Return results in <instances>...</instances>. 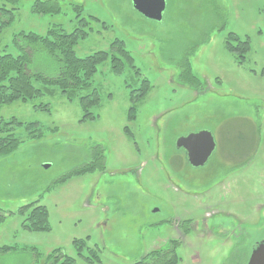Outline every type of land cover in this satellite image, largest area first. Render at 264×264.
<instances>
[{"label": "rangeland", "instance_id": "374dc122", "mask_svg": "<svg viewBox=\"0 0 264 264\" xmlns=\"http://www.w3.org/2000/svg\"><path fill=\"white\" fill-rule=\"evenodd\" d=\"M40 1L0 0L1 55L24 49L30 72L52 78L57 65L32 55L23 35L69 33L83 19L78 57L120 40L134 69L98 66L92 121L82 120L78 98L43 81H33L36 98L0 106V121L23 124L11 126L20 142L0 153V249H11L0 264H62L49 261L58 249L75 264H135L169 241L179 243L176 264H248L264 241V0H165L159 22L131 0H55L57 15L36 13ZM229 35L248 41L242 64L226 49ZM185 61L198 84L178 78ZM143 80L148 92L132 98ZM200 132L216 146L194 168L175 143ZM98 149L104 169L82 174ZM40 207L48 229L25 230ZM76 241L86 246L78 251ZM91 252L96 261L85 260Z\"/></svg>", "mask_w": 264, "mask_h": 264}, {"label": "trees", "instance_id": "16d2710c", "mask_svg": "<svg viewBox=\"0 0 264 264\" xmlns=\"http://www.w3.org/2000/svg\"><path fill=\"white\" fill-rule=\"evenodd\" d=\"M34 7L35 12L38 14L57 15L61 12L60 5L55 0L40 1ZM81 9L80 7L75 9L77 18H79ZM90 18L98 21L94 17ZM84 22L85 20L79 19L81 26L69 33L61 26H54L49 29L44 37H39L36 34L23 35L22 40L26 41L27 45L30 46L28 48L32 52V55L40 50L46 53L50 60L57 65V74L52 78H46L38 72H30L28 58L31 55H28L24 49H22L23 53L18 56L0 54V106L19 101L25 102L36 98L40 95L41 89L36 88L33 85V81H43L44 83L58 87L62 96L67 101L78 98L83 112L82 120H94L96 116L90 110L98 106L100 97L97 90L92 86V78L96 74L98 66L109 60L111 69L116 75L122 74L125 64L130 65L133 69L134 67L133 58L125 50L124 43L120 40L114 41L109 51L96 52L84 58L78 57L74 51V47L81 38L86 36L84 32L86 25H83ZM227 41V51L235 55L238 63L240 62L239 64H242L243 57L249 52L248 41H241L233 35H229ZM185 62V66L180 71L181 73L178 78L189 85L198 84L199 80L192 74L189 62ZM149 87L148 81L143 80L140 84V93L135 94L138 91H132L130 95L132 98H142L148 92ZM83 92L86 93L83 94ZM133 111L131 109L129 110L128 120L135 117ZM12 125L21 126L23 124L16 119H11L5 123L0 121V126H5V129L1 127L0 130V153L13 149L20 142L11 130L13 129L11 128ZM35 125L31 123L27 124L26 130L28 131L29 127ZM101 153L102 151L98 149L91 167L85 168L86 170L82 174L104 169V164L101 162L103 159ZM99 156H101V159H99ZM99 160L101 164H98ZM47 216L45 207L35 208L32 211L31 218L28 220L29 222L22 227L31 232H43L48 229ZM74 244H77L78 251H81L82 247L86 246L84 241L81 243L76 241ZM178 245L179 243L177 241H169L164 248L150 251L135 264H176L178 257L175 250ZM7 250L10 251V247L1 248L0 253H5ZM59 252L61 251L58 249L55 257L54 255L50 256L49 261L54 258L53 261L55 263L61 260L62 264H75L73 258L60 255ZM77 255L79 256L81 253ZM90 257L85 258V260L89 262H92L91 260H97L96 255L92 252L90 253ZM46 261H48V257Z\"/></svg>", "mask_w": 264, "mask_h": 264}, {"label": "water", "instance_id": "95a60500", "mask_svg": "<svg viewBox=\"0 0 264 264\" xmlns=\"http://www.w3.org/2000/svg\"><path fill=\"white\" fill-rule=\"evenodd\" d=\"M131 2L133 9L144 18L155 22L161 21L165 0H131ZM175 146L184 149L190 166L198 168L204 166L211 157L215 142L209 132H200L179 138ZM248 264H264V241L256 245Z\"/></svg>", "mask_w": 264, "mask_h": 264}, {"label": "crops", "instance_id": "0c3cea01", "mask_svg": "<svg viewBox=\"0 0 264 264\" xmlns=\"http://www.w3.org/2000/svg\"><path fill=\"white\" fill-rule=\"evenodd\" d=\"M165 8H166V4H165ZM165 11V10H164ZM139 14V13H138ZM140 15V14H139ZM141 16V15H140ZM143 17V16H142ZM144 18V17H143ZM162 18H163V15H162ZM146 19V18H145ZM148 20V19H147ZM162 20V19H161ZM151 21V20H150ZM155 22V21H154ZM155 122H156V120H155ZM214 139V138H213ZM178 140V139H177ZM176 140V141H177ZM215 142V141H214ZM175 148H176V146H175ZM176 149H182V148H176ZM185 153V152H184ZM185 156H186V153H185ZM186 162L188 163V161H187V157H186ZM189 164V163H188ZM203 229H205L204 227H203Z\"/></svg>", "mask_w": 264, "mask_h": 264}]
</instances>
